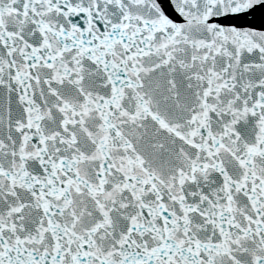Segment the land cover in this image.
I'll return each mask as SVG.
<instances>
[{
    "label": "snow or ice",
    "instance_id": "6c2138e0",
    "mask_svg": "<svg viewBox=\"0 0 264 264\" xmlns=\"http://www.w3.org/2000/svg\"><path fill=\"white\" fill-rule=\"evenodd\" d=\"M0 0V264H264V0Z\"/></svg>",
    "mask_w": 264,
    "mask_h": 264
}]
</instances>
